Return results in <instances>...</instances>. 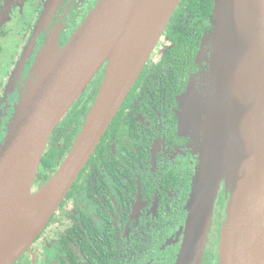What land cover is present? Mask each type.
Masks as SVG:
<instances>
[{
	"label": "water",
	"instance_id": "water-1",
	"mask_svg": "<svg viewBox=\"0 0 264 264\" xmlns=\"http://www.w3.org/2000/svg\"><path fill=\"white\" fill-rule=\"evenodd\" d=\"M181 0H99L39 62L0 145V264L26 251L95 151ZM207 72L181 97L200 159L176 264H200L221 182L219 264H264V0H213ZM106 62L71 148L33 190L50 134ZM41 63V64H40ZM40 65V66H39Z\"/></svg>",
	"mask_w": 264,
	"mask_h": 264
},
{
	"label": "flooded vegetation",
	"instance_id": "flooded-vegetation-1",
	"mask_svg": "<svg viewBox=\"0 0 264 264\" xmlns=\"http://www.w3.org/2000/svg\"><path fill=\"white\" fill-rule=\"evenodd\" d=\"M98 1L0 0V145L39 62L59 53ZM182 1L67 195L13 264H176L200 159V139L180 126L181 97L191 81L202 86L212 14ZM105 68L46 148L72 143ZM225 194L221 182L200 264H219Z\"/></svg>",
	"mask_w": 264,
	"mask_h": 264
},
{
	"label": "trees",
	"instance_id": "trees-1",
	"mask_svg": "<svg viewBox=\"0 0 264 264\" xmlns=\"http://www.w3.org/2000/svg\"><path fill=\"white\" fill-rule=\"evenodd\" d=\"M186 2L188 3L191 2L192 4L203 3L205 13L207 12L209 15L211 14L213 0H183L182 4L185 5ZM64 120L65 119H63V121ZM73 142L74 140L72 141V143H69V142L65 143L64 148H60V149L55 144L46 148L45 152L43 153L40 164H39V171L37 173L36 179L41 180L42 184L45 183L50 178V176L54 173L56 168L59 166L62 159L67 154L68 150L71 148ZM226 206H227V203H226ZM225 211H226V208H225Z\"/></svg>",
	"mask_w": 264,
	"mask_h": 264
},
{
	"label": "rangeland",
	"instance_id": "rangeland-1",
	"mask_svg": "<svg viewBox=\"0 0 264 264\" xmlns=\"http://www.w3.org/2000/svg\"><path fill=\"white\" fill-rule=\"evenodd\" d=\"M224 188H225V187H224ZM219 190H220V187H219ZM225 193H226V194H225V200L227 199V198H226L227 194H228V199H229V192H226V191H225ZM227 202H228V201H227ZM218 248H219V244H218Z\"/></svg>",
	"mask_w": 264,
	"mask_h": 264
}]
</instances>
